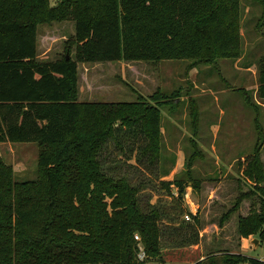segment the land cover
I'll use <instances>...</instances> for the list:
<instances>
[{"label": "trees", "instance_id": "obj_1", "mask_svg": "<svg viewBox=\"0 0 264 264\" xmlns=\"http://www.w3.org/2000/svg\"><path fill=\"white\" fill-rule=\"evenodd\" d=\"M71 3L75 57L37 60L39 23L63 19ZM240 9V0H0V143L42 146L35 180H16L0 155V264H152L165 248L199 244V214L184 195L187 177L196 188L201 182L191 170L186 178L160 176L161 111L175 97L157 90L134 101H80L78 64L237 57ZM262 69L264 99V60ZM260 151L242 162L257 183ZM133 172L145 177L134 184ZM147 184L161 193L141 196ZM254 194L242 191L222 219ZM260 201L259 211L238 217L237 229L264 243V193ZM136 233L147 262L138 260ZM216 255L194 264H264Z\"/></svg>", "mask_w": 264, "mask_h": 264}, {"label": "rangeland", "instance_id": "obj_2", "mask_svg": "<svg viewBox=\"0 0 264 264\" xmlns=\"http://www.w3.org/2000/svg\"><path fill=\"white\" fill-rule=\"evenodd\" d=\"M60 1L50 0V5ZM240 8L241 46L237 57L218 58L211 62L185 58L157 62L80 63L78 88L80 101H134L138 98L137 93L148 96L157 90L175 97L172 100L169 96L170 101L161 111L163 148L160 176L177 169L174 177L186 178L184 175L191 170L201 183L196 188L187 177L184 197L191 196L196 204L200 200L202 183L215 186L222 179L238 176L240 183L245 184L243 190L256 192L239 208L241 212L242 209L250 212L251 209L260 210V195L264 193V189H256L257 186L264 188V178L257 180L258 183L256 179L247 178L242 163L259 148L264 176V99L258 95L264 60V0H240ZM76 12L77 7L71 3L63 19L39 23L37 60L55 61L67 55L71 59L75 57ZM174 101L178 103L174 105ZM41 149L42 146L34 142L0 143V155L13 166L18 181L37 178ZM189 160H192L191 167L186 164ZM227 170H230L228 176ZM137 173L133 172L134 176H139L132 181L134 184L145 177ZM147 185L141 190V196L150 198L149 195L161 193L153 189V184ZM172 189L177 192L174 187ZM240 193L235 194L230 205L226 204L223 210L214 204L216 198L212 196L209 208L205 207L206 211L199 214L202 222L199 244L165 248L163 260L152 264H194L211 253L221 256L225 252H241L264 260V244L258 235L245 238L250 249L242 250L241 239L244 237L239 235L234 221L230 226H223L224 229H220L222 226H205L210 221L208 218L217 223L221 219L223 223L234 215L239 217L240 211L236 210L222 219L232 209L229 206L235 204ZM163 198L166 202L171 201L166 193H163ZM199 204L204 205L201 200ZM253 239L260 241L255 244Z\"/></svg>", "mask_w": 264, "mask_h": 264}, {"label": "crops", "instance_id": "obj_3", "mask_svg": "<svg viewBox=\"0 0 264 264\" xmlns=\"http://www.w3.org/2000/svg\"><path fill=\"white\" fill-rule=\"evenodd\" d=\"M229 171L230 170L226 171L227 176L229 174ZM176 173H177V169L175 172L173 170L172 173L165 175V176H162V179L163 180H173L176 177V176L174 177V175ZM236 177H228L225 180L222 179L220 182H217L215 186H209L208 184L203 185V183H202L203 188L201 189L202 192H200L199 198L201 200V204H204V205L199 204L200 200L199 201L197 200V204L194 203L193 200L191 199V196H190L189 198L187 197V199H185L186 208L193 214L202 215L201 213L204 210V208L208 207L209 203L212 201L210 198L212 196H214L216 198L214 200V204L222 210L225 209L227 207L226 204L230 205V203H231L230 200L235 194H237L238 192L246 191V190L242 189L243 185H245V184L240 183L238 176H236ZM196 206H197V208H196ZM232 207L233 206H229V208H232ZM200 208H201V210H200ZM204 211H206V209ZM239 211H240V215H247L249 213L248 210H246V212H244L242 209V212H241V210L239 209ZM207 215H208V213H206V216ZM208 219H210V221L208 222V224H205V226H222L220 229H224L223 226H230L233 221H234V226H237L238 216L234 215V217L229 218L228 220L224 221L223 223H222L221 219L218 221V223L215 221H211L212 218H208ZM201 224H202V222H201ZM241 240H243V243H242L243 249L242 250L250 249L247 247V239L242 238ZM252 241L255 242L254 239ZM192 246H195V245H192ZM235 253H241V252H235ZM203 258L201 257V259H203ZM186 261L187 260H185V262Z\"/></svg>", "mask_w": 264, "mask_h": 264}, {"label": "built area", "instance_id": "obj_4", "mask_svg": "<svg viewBox=\"0 0 264 264\" xmlns=\"http://www.w3.org/2000/svg\"><path fill=\"white\" fill-rule=\"evenodd\" d=\"M185 219L190 220L191 219L190 215H185ZM134 238L138 242V246H139L138 260L141 262H147L149 256H148V253L146 252V249L142 243L141 236L139 234H135Z\"/></svg>", "mask_w": 264, "mask_h": 264}, {"label": "water", "instance_id": "obj_5", "mask_svg": "<svg viewBox=\"0 0 264 264\" xmlns=\"http://www.w3.org/2000/svg\"><path fill=\"white\" fill-rule=\"evenodd\" d=\"M69 57H70V56L67 55V58H69ZM256 241L259 242L260 240L256 239L255 242H254L255 244H256ZM166 264H168V263H166Z\"/></svg>", "mask_w": 264, "mask_h": 264}]
</instances>
